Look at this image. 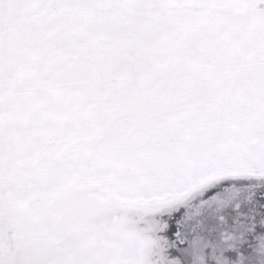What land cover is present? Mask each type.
Listing matches in <instances>:
<instances>
[{
	"label": "snow or ice",
	"instance_id": "1",
	"mask_svg": "<svg viewBox=\"0 0 264 264\" xmlns=\"http://www.w3.org/2000/svg\"><path fill=\"white\" fill-rule=\"evenodd\" d=\"M0 264H264V0H0Z\"/></svg>",
	"mask_w": 264,
	"mask_h": 264
}]
</instances>
